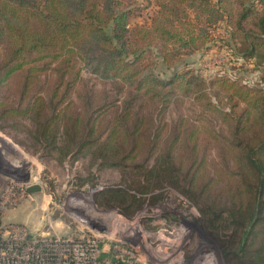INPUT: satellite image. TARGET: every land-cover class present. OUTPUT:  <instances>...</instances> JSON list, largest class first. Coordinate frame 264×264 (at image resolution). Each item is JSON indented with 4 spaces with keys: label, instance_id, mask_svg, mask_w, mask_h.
Listing matches in <instances>:
<instances>
[{
    "label": "trees",
    "instance_id": "16d2710c",
    "mask_svg": "<svg viewBox=\"0 0 264 264\" xmlns=\"http://www.w3.org/2000/svg\"><path fill=\"white\" fill-rule=\"evenodd\" d=\"M146 1L148 18L136 20V9L126 0H0V83L25 75V92L49 65L67 88L81 79L83 69L111 81L123 92L119 102L110 101L106 92L98 96L85 84L77 102L69 100L61 108L53 98L60 83L49 101L36 96L25 109L33 114L36 136L52 143L61 122L65 152H87L119 167L124 181L139 192L174 187L200 206L208 222L222 218L231 229L224 243L229 264H264V90L224 78L209 83L194 70L161 78L153 71V58H147L153 49L146 53L157 49L154 41L159 40L158 64L172 67V56L203 48L212 40L208 28L226 20L247 43L243 51L259 55L264 0ZM208 84H229L224 89H231L230 99L247 97L239 111L233 103L231 111L222 112L227 136L207 123L182 118L168 124L154 117L179 94L194 93L212 106L204 91ZM146 105L150 109L144 113ZM118 197V203L129 202L122 187L104 189L96 200L110 205Z\"/></svg>",
    "mask_w": 264,
    "mask_h": 264
},
{
    "label": "rangeland",
    "instance_id": "374dc122",
    "mask_svg": "<svg viewBox=\"0 0 264 264\" xmlns=\"http://www.w3.org/2000/svg\"><path fill=\"white\" fill-rule=\"evenodd\" d=\"M126 4L136 9V20L148 18L151 12L146 0H126ZM208 29L212 40L197 50L182 49L171 57L172 67L158 64L156 53L159 56L161 44L156 39L157 49L146 52L153 49V55L147 56L156 63L153 71L161 78H169L172 71L194 70L209 83L224 78L249 89L264 90V46L255 47L259 55L243 51L247 43L226 20ZM52 67L39 71L25 92L21 91L25 75L0 83V228L12 224L17 232L21 231L20 237L73 233L79 240L95 242L100 254L109 260L115 259L117 245H126L121 247L124 252L117 255L127 256L129 252L131 264H229L224 243L231 229L225 228L222 218L208 222L200 206L172 186L139 192L134 184L124 181L119 167L94 159L87 152H65L61 122L52 143L36 136L33 114L25 109L38 95L50 100L61 80ZM84 84L98 96L106 92L110 101L123 98V92L111 81L83 69L81 79L69 88L64 82L59 84L53 97L58 107L69 100L77 102V91ZM228 85L208 84L204 91L212 106L194 93L179 94L160 114L154 112V117L168 124L182 118L189 123H207L227 136L228 124L222 112L231 111L233 103H237L235 110L239 111L247 98L230 99L231 89H224ZM149 109L146 105L142 111ZM112 116L113 111L107 115ZM212 153L219 162L214 150ZM153 161L150 158L149 165ZM210 166L215 171L217 166ZM34 185L40 188L29 191ZM119 187L128 192L129 202L118 203V197L110 205L98 204L96 195L100 191ZM215 192L205 199L208 203ZM46 236L43 239L50 240ZM6 261H15L12 253Z\"/></svg>",
    "mask_w": 264,
    "mask_h": 264
},
{
    "label": "built area",
    "instance_id": "2783aa9c",
    "mask_svg": "<svg viewBox=\"0 0 264 264\" xmlns=\"http://www.w3.org/2000/svg\"><path fill=\"white\" fill-rule=\"evenodd\" d=\"M20 232L12 224L0 228V264H9L6 258L11 253L15 259L11 264H131L129 252L127 256L117 255L124 252L121 247L126 245H117L115 259L109 260L100 254L95 242L79 240L73 233L20 237ZM44 236L50 240H44Z\"/></svg>",
    "mask_w": 264,
    "mask_h": 264
},
{
    "label": "water",
    "instance_id": "95a60500",
    "mask_svg": "<svg viewBox=\"0 0 264 264\" xmlns=\"http://www.w3.org/2000/svg\"><path fill=\"white\" fill-rule=\"evenodd\" d=\"M40 187L39 186H37V185H34V186H32L31 188H29V191H33V190H38ZM117 264H123V263H117Z\"/></svg>",
    "mask_w": 264,
    "mask_h": 264
},
{
    "label": "bare ground",
    "instance_id": "6f19581e",
    "mask_svg": "<svg viewBox=\"0 0 264 264\" xmlns=\"http://www.w3.org/2000/svg\"><path fill=\"white\" fill-rule=\"evenodd\" d=\"M89 209V208H88ZM98 212V211H97Z\"/></svg>",
    "mask_w": 264,
    "mask_h": 264
}]
</instances>
